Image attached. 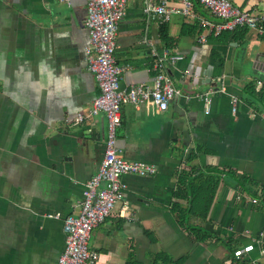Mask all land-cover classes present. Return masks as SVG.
<instances>
[{
    "label": "crops",
    "instance_id": "0c3cea01",
    "mask_svg": "<svg viewBox=\"0 0 264 264\" xmlns=\"http://www.w3.org/2000/svg\"><path fill=\"white\" fill-rule=\"evenodd\" d=\"M229 1L264 14V0ZM144 3L127 0L119 25L120 87L151 86L150 52L167 48L182 56L169 70L181 95L161 111L121 108V157L157 170L122 178L124 201L88 242L96 264H246L233 252L251 243L248 259L264 264V32L237 29L199 43L196 22L148 21ZM85 18V0H0V264L57 263L63 220L78 215L102 160L104 114L71 122L99 94L84 59ZM220 80L227 94H210L206 112L199 95ZM201 185L211 197L205 217L189 212L190 191Z\"/></svg>",
    "mask_w": 264,
    "mask_h": 264
},
{
    "label": "built area",
    "instance_id": "2783aa9c",
    "mask_svg": "<svg viewBox=\"0 0 264 264\" xmlns=\"http://www.w3.org/2000/svg\"><path fill=\"white\" fill-rule=\"evenodd\" d=\"M69 3V0H58ZM86 18L84 27L89 41L84 46V59L87 70L93 75L99 94L92 100L85 113L76 114L71 122L81 125L87 119L104 114L106 118V140L102 160L96 173L84 184L79 212L77 216H67L63 220L64 248L56 264H96L99 254L90 250L88 242L92 231L99 226L113 211L117 203L124 201L127 184L122 181L125 175L139 177L156 173L154 165L140 161H128L121 157V150L116 143V129L121 123V108L130 104L135 108L150 104L157 110H164L180 91L173 85L169 70L182 56L172 50L163 48L161 52L152 49L154 75L152 85H131L120 87L121 72L114 57L117 49V33L120 22L126 15L127 0H85ZM205 9L210 18L199 16L196 7ZM143 14L148 21L160 25L168 23L178 16L196 22L201 33L197 41L206 42L207 35L219 36L223 32H234L237 29H251L264 32V14L257 15L242 11L229 0H145ZM212 84L215 80L210 81ZM217 88L210 87L199 95L206 104L210 103V94L219 92L227 94L223 80ZM232 112H236L237 99L232 97ZM126 203V202H125ZM119 216H126V204ZM256 203V200H252ZM248 234V231H246ZM260 233L256 242H260ZM254 250V244H247L233 252L235 260H246V264H257L249 260L248 254ZM264 255V248L260 249ZM226 264H232L228 261Z\"/></svg>",
    "mask_w": 264,
    "mask_h": 264
},
{
    "label": "trees",
    "instance_id": "16d2710c",
    "mask_svg": "<svg viewBox=\"0 0 264 264\" xmlns=\"http://www.w3.org/2000/svg\"><path fill=\"white\" fill-rule=\"evenodd\" d=\"M192 28L194 30V29H196V26H192ZM200 31H201V29H200ZM263 96H264V94H263ZM196 176L198 178L202 177L200 175H196ZM192 182H194V181L192 180ZM180 183H183V180L180 181ZM216 183L217 182L215 181V183L212 185V190L213 191L215 190V187L217 185ZM196 187H199V189L195 188L193 190L194 192L192 190L190 191V193H192V196H191V201H190V205H189V212L191 214L198 215L200 217H205V215H206V213L208 211L209 205H210L211 197L209 195L206 196V194H205L206 193V189L204 188V186L201 185V186H196ZM195 194H196V196H195Z\"/></svg>",
    "mask_w": 264,
    "mask_h": 264
},
{
    "label": "water",
    "instance_id": "95a60500",
    "mask_svg": "<svg viewBox=\"0 0 264 264\" xmlns=\"http://www.w3.org/2000/svg\"><path fill=\"white\" fill-rule=\"evenodd\" d=\"M258 62H260V61H258ZM263 62V61H262ZM259 65V64H258Z\"/></svg>",
    "mask_w": 264,
    "mask_h": 264
}]
</instances>
